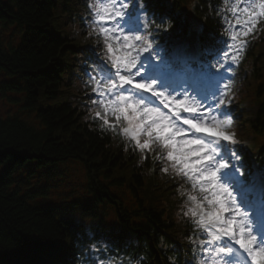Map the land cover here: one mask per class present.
Segmentation results:
<instances>
[{
  "label": "trees",
  "instance_id": "1",
  "mask_svg": "<svg viewBox=\"0 0 264 264\" xmlns=\"http://www.w3.org/2000/svg\"><path fill=\"white\" fill-rule=\"evenodd\" d=\"M87 2L0 0V96L21 113L0 116V264H79L90 244L116 264L123 254L180 264L185 252L190 261L192 228L176 181L90 118L81 82L83 46L96 43L84 23ZM145 2L150 19L175 14L173 36L205 43L222 32L210 8L220 0ZM254 93L255 121L238 104ZM230 94L236 139L253 140L264 170V31L236 67ZM73 172L81 184L69 182Z\"/></svg>",
  "mask_w": 264,
  "mask_h": 264
},
{
  "label": "snow or ice",
  "instance_id": "2",
  "mask_svg": "<svg viewBox=\"0 0 264 264\" xmlns=\"http://www.w3.org/2000/svg\"><path fill=\"white\" fill-rule=\"evenodd\" d=\"M87 8L96 43L81 82L92 121L176 181L192 264H264V170L243 162L230 111L235 69L264 31V0L210 5L222 32L192 52L172 35L170 10L150 20L142 0ZM99 251L88 245L79 264H116Z\"/></svg>",
  "mask_w": 264,
  "mask_h": 264
},
{
  "label": "rangeland",
  "instance_id": "3",
  "mask_svg": "<svg viewBox=\"0 0 264 264\" xmlns=\"http://www.w3.org/2000/svg\"><path fill=\"white\" fill-rule=\"evenodd\" d=\"M17 109L18 108L14 104H11L5 97L0 96V116H6L7 114H12V113H20ZM250 111L253 114V109H250ZM68 180L69 182L77 181L79 184H81L83 181L82 177L75 172L71 173V176ZM108 220L111 221L112 220L111 217H108Z\"/></svg>",
  "mask_w": 264,
  "mask_h": 264
}]
</instances>
